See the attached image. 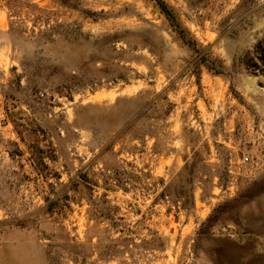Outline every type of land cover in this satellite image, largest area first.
<instances>
[{"label":"rangeland","instance_id":"1","mask_svg":"<svg viewBox=\"0 0 264 264\" xmlns=\"http://www.w3.org/2000/svg\"><path fill=\"white\" fill-rule=\"evenodd\" d=\"M263 38L264 0H0V264H264Z\"/></svg>","mask_w":264,"mask_h":264},{"label":"trees","instance_id":"2","mask_svg":"<svg viewBox=\"0 0 264 264\" xmlns=\"http://www.w3.org/2000/svg\"><path fill=\"white\" fill-rule=\"evenodd\" d=\"M160 6L165 9L162 4ZM241 63L249 73L264 77V38L258 41L251 51L243 55Z\"/></svg>","mask_w":264,"mask_h":264},{"label":"built area","instance_id":"3","mask_svg":"<svg viewBox=\"0 0 264 264\" xmlns=\"http://www.w3.org/2000/svg\"><path fill=\"white\" fill-rule=\"evenodd\" d=\"M246 161H248V159L247 158H244V162H246Z\"/></svg>","mask_w":264,"mask_h":264}]
</instances>
